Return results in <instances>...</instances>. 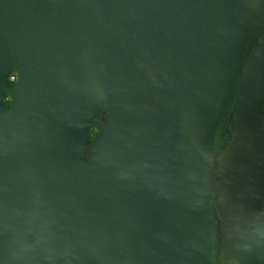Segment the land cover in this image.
<instances>
[{
    "label": "water",
    "instance_id": "1",
    "mask_svg": "<svg viewBox=\"0 0 264 264\" xmlns=\"http://www.w3.org/2000/svg\"><path fill=\"white\" fill-rule=\"evenodd\" d=\"M263 206L264 0H0V264H214L217 214L251 264Z\"/></svg>",
    "mask_w": 264,
    "mask_h": 264
},
{
    "label": "flooded vegetation",
    "instance_id": "2",
    "mask_svg": "<svg viewBox=\"0 0 264 264\" xmlns=\"http://www.w3.org/2000/svg\"><path fill=\"white\" fill-rule=\"evenodd\" d=\"M228 110H229V107H228ZM231 110H229V111H231ZM235 118H236L235 115L233 117H230L228 115L224 118L225 120L227 119L228 121H230L231 129H232V124H233V121L235 120ZM101 125H98V126H101ZM232 131L233 132H230L229 134H227L229 132V130H228V128H225L224 124H223V127L221 128V130H220V127H218L217 132H216V136H215V143H214V149L215 150L224 151L228 147V145H229V143H230V141L234 135V130L232 129ZM215 221H216V226L214 229V236H216V242H215L214 250L216 251V257L214 260V264H229L228 261L231 259L232 254L230 253V251L225 252L226 251V249H225L226 243L224 240V236H222L223 230H222V225L219 223L218 214L215 215ZM251 264H264V260L256 258V260Z\"/></svg>",
    "mask_w": 264,
    "mask_h": 264
},
{
    "label": "trees",
    "instance_id": "3",
    "mask_svg": "<svg viewBox=\"0 0 264 264\" xmlns=\"http://www.w3.org/2000/svg\"><path fill=\"white\" fill-rule=\"evenodd\" d=\"M14 82H15L14 80L11 82V86L14 85ZM3 104H4L6 107H9V106H10L11 101H10L9 96H6V97H5V99L3 100ZM232 105H233V102H232L231 106L229 107V110L232 109ZM223 124L225 125V128H228V130H229V132H228L227 134H229L230 132H233L232 129H231L230 121H228L227 119H226V120L224 119V120L220 123V125H219L220 130H221V128L223 127ZM99 130H100V126H98V125L95 126V127L92 129L91 133H90L89 136H88V141H89V142H91V141H92V140L98 135Z\"/></svg>",
    "mask_w": 264,
    "mask_h": 264
},
{
    "label": "built area",
    "instance_id": "4",
    "mask_svg": "<svg viewBox=\"0 0 264 264\" xmlns=\"http://www.w3.org/2000/svg\"><path fill=\"white\" fill-rule=\"evenodd\" d=\"M15 79H16V75H15V74H12V75L10 76V80L13 81V80H15Z\"/></svg>",
    "mask_w": 264,
    "mask_h": 264
}]
</instances>
